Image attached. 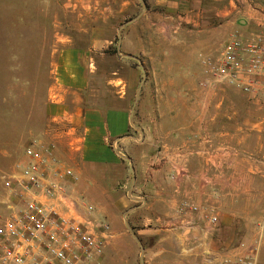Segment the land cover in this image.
<instances>
[{
    "label": "crops",
    "instance_id": "0c3cea01",
    "mask_svg": "<svg viewBox=\"0 0 264 264\" xmlns=\"http://www.w3.org/2000/svg\"><path fill=\"white\" fill-rule=\"evenodd\" d=\"M149 2L162 12L149 20L144 9L118 32L119 49L138 61L126 76L108 67L97 77L95 57L114 39L104 29H90L79 44L62 40L29 135L73 174L56 179L68 201L58 196L57 205L90 218L96 234L110 226L93 264H216L250 248L230 232L242 199L264 182V99L214 83L199 61L170 56L177 47L195 58L217 52L235 31L264 33V17L246 0ZM144 55L153 57L145 67L136 57ZM82 199L94 206L90 215ZM182 202L200 209L178 215Z\"/></svg>",
    "mask_w": 264,
    "mask_h": 264
},
{
    "label": "rangeland",
    "instance_id": "374dc122",
    "mask_svg": "<svg viewBox=\"0 0 264 264\" xmlns=\"http://www.w3.org/2000/svg\"><path fill=\"white\" fill-rule=\"evenodd\" d=\"M246 2L264 17V0ZM157 10L162 12L149 0H0V219L7 216L10 205L17 201L4 181L20 173L26 160L23 149L36 140L34 134L31 138L29 130H35L38 125L33 123L40 121L37 110L51 77L53 50L65 37L79 44L86 40L87 31L102 28L114 35V39L104 51L108 56L95 57L103 68L97 77L107 74L108 67L118 68L120 75L126 76L127 67L138 61L126 57L128 53L119 49L118 32L130 28L144 12L149 20L153 19ZM139 23L144 27L146 22L140 20ZM181 30L186 31L183 27L179 28ZM185 50L177 47L170 59L182 64L199 61L210 77L203 59L217 57L221 47L217 52L200 53L196 58ZM136 57L145 61L142 62L144 67L153 59L151 55H144L142 59ZM178 72L185 74V70ZM145 74L147 76V71ZM141 79L140 76L138 82ZM240 207V220L229 235L237 246L243 243L242 248L250 247L248 250L254 251L255 264H264V182L254 183L250 196L242 199Z\"/></svg>",
    "mask_w": 264,
    "mask_h": 264
},
{
    "label": "built area",
    "instance_id": "2783aa9c",
    "mask_svg": "<svg viewBox=\"0 0 264 264\" xmlns=\"http://www.w3.org/2000/svg\"><path fill=\"white\" fill-rule=\"evenodd\" d=\"M203 63L214 83H229L259 93L264 99V33L246 37L232 32L219 55L207 56ZM24 154L26 160L20 173L4 181L17 201L0 219V264H93L104 247L109 224L103 223V232L96 234L90 218L57 205L58 196L66 199L59 193L56 179L73 174L59 164L50 148L33 140L25 146ZM80 203L83 213L93 212L91 204ZM199 209L182 202L177 213ZM216 221L217 216L210 215L209 226ZM216 264H255L254 253L245 251Z\"/></svg>",
    "mask_w": 264,
    "mask_h": 264
},
{
    "label": "water",
    "instance_id": "95a60500",
    "mask_svg": "<svg viewBox=\"0 0 264 264\" xmlns=\"http://www.w3.org/2000/svg\"><path fill=\"white\" fill-rule=\"evenodd\" d=\"M244 21L243 20H241V23H243ZM130 57V56H129Z\"/></svg>",
    "mask_w": 264,
    "mask_h": 264
}]
</instances>
